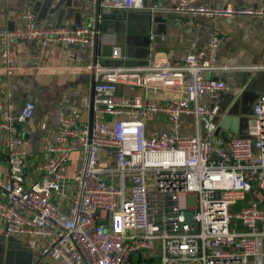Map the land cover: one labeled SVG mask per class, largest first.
<instances>
[{"label":"built area","instance_id":"1","mask_svg":"<svg viewBox=\"0 0 264 264\" xmlns=\"http://www.w3.org/2000/svg\"><path fill=\"white\" fill-rule=\"evenodd\" d=\"M144 1L100 0L98 19L112 11L144 9ZM170 12L264 18V8H211L195 0H180ZM17 19V27L0 30L6 66L19 42L32 43V58L38 59L58 46L86 45L93 52L99 36L95 24L39 27L29 10ZM225 40L215 31L198 52H160L144 66L90 61L95 75L92 126L63 118L45 159L35 165L26 162L23 126L34 117L36 105L28 101L17 108L0 93V133L6 135L9 170L0 177L6 234L32 238V248L34 240L44 239L41 257L59 264H146L154 259L158 264H264V94L253 107L246 136L225 132L217 120L219 106L203 103L229 91L224 81L209 76L231 69L217 63ZM111 58L126 60L118 46ZM239 69L264 71V65ZM119 86L167 97L156 102L120 95ZM105 115L115 117L112 124ZM159 116L167 119L171 133L148 136L147 124ZM190 118L197 132L180 133L183 120ZM239 202L247 205L234 212ZM186 212L193 214L190 222Z\"/></svg>","mask_w":264,"mask_h":264},{"label":"crops","instance_id":"2","mask_svg":"<svg viewBox=\"0 0 264 264\" xmlns=\"http://www.w3.org/2000/svg\"><path fill=\"white\" fill-rule=\"evenodd\" d=\"M180 0H145V8L131 11H112L102 14L96 62L108 66H144L155 54L176 56L198 52L213 37L215 31L226 37L217 53V63L229 66L209 73L224 81L229 91L216 99L205 98L207 107L219 106V126L233 136H246L253 107L264 93V71L242 70L239 67L264 65V18L254 16L219 17L176 14L170 12ZM196 5L235 9L264 8V0H195ZM98 0H0V30L13 29L21 24L17 15L29 10L37 26L47 29L79 28L96 22ZM155 7V8H154ZM152 8L156 10H152ZM167 10V11H164ZM118 46L126 60L111 58L112 48ZM35 46L29 42L16 43L10 66L2 63L0 46V93L17 108L31 101L36 105L34 117L24 126L28 140L26 162L35 165L45 159V149L54 142L60 121L74 118L79 124L93 123L95 86L94 50L86 45L48 48L42 58L33 59ZM118 94L140 96L144 100L161 102L163 92L119 86ZM121 119V117H118ZM115 117L105 115L112 124ZM194 119L183 120L180 133L195 134ZM148 136L171 133L167 119L159 116L146 126ZM204 135V132L201 131ZM113 157L114 153L110 152ZM75 158V159H73ZM77 154L69 163V172L76 169ZM6 135L0 133V177L8 176ZM3 193H0L2 196ZM23 236H8L0 219V264H59L42 258L44 239L34 240L30 247Z\"/></svg>","mask_w":264,"mask_h":264},{"label":"water","instance_id":"3","mask_svg":"<svg viewBox=\"0 0 264 264\" xmlns=\"http://www.w3.org/2000/svg\"><path fill=\"white\" fill-rule=\"evenodd\" d=\"M99 2H100V0H98V2H97V8H96V22H95V28H96V30H99V19H98V17L100 16ZM98 38H99V36L97 35L96 38H95V46H94V56H95V58H94V64L96 63ZM93 100H94V95H93ZM91 126H92V124H91ZM185 215H186L187 221L190 222L192 220L193 214L186 212Z\"/></svg>","mask_w":264,"mask_h":264},{"label":"rangeland","instance_id":"4","mask_svg":"<svg viewBox=\"0 0 264 264\" xmlns=\"http://www.w3.org/2000/svg\"><path fill=\"white\" fill-rule=\"evenodd\" d=\"M75 159V158H73ZM247 204L245 202H239L237 204V206L235 207V211L234 212H238L242 207L246 206ZM159 263V259H154L153 262H147L146 264H158Z\"/></svg>","mask_w":264,"mask_h":264}]
</instances>
